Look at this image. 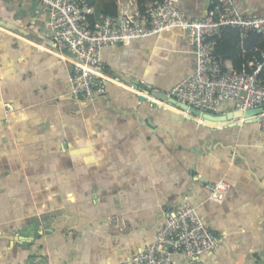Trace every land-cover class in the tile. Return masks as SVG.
I'll list each match as a JSON object with an SVG mask.
<instances>
[{"label": "crops", "instance_id": "0c3cea01", "mask_svg": "<svg viewBox=\"0 0 264 264\" xmlns=\"http://www.w3.org/2000/svg\"><path fill=\"white\" fill-rule=\"evenodd\" d=\"M124 1L143 12L153 0ZM176 1L190 18L212 6ZM234 1L243 15L264 16V0ZM86 2L93 26L119 11L118 0ZM50 20L36 0H0V264L127 260L155 241L166 212L186 196L220 244L179 264H264L258 115L238 116L234 101L206 115L162 109L130 88L144 81L140 88L162 99L157 91L168 94L191 75L189 33L172 28L105 47L106 92L78 101L69 94L73 56L53 49ZM261 50L263 36L228 30L217 52L241 70ZM220 181L229 185L223 202L207 187Z\"/></svg>", "mask_w": 264, "mask_h": 264}, {"label": "built area", "instance_id": "2783aa9c", "mask_svg": "<svg viewBox=\"0 0 264 264\" xmlns=\"http://www.w3.org/2000/svg\"><path fill=\"white\" fill-rule=\"evenodd\" d=\"M36 2L50 14L49 39L53 49L73 56L69 94L74 99L81 101L106 92L109 78L104 72L105 47L129 45L136 39L180 28L189 33L197 62L191 75L167 95L208 113L217 112L225 101H234L236 109L243 112L262 108L257 117L264 126V77L260 76L264 50L253 56L252 71L245 67L228 68L217 52L224 29H236L242 36L254 32L264 36V16L243 15L234 0H211V9L204 18L188 17L178 8L176 0H153L143 12H134L130 3L118 0V13L103 15L93 26L88 19L92 9L86 0ZM144 83L130 85L141 101L149 98L151 105L162 109L173 106L167 100L149 96L140 88ZM207 187L211 199L217 202H223L229 191V185L223 181ZM188 200L186 196L183 205L166 212L153 243L133 257L113 264H179V256L193 258L215 250L220 238Z\"/></svg>", "mask_w": 264, "mask_h": 264}, {"label": "water", "instance_id": "95a60500", "mask_svg": "<svg viewBox=\"0 0 264 264\" xmlns=\"http://www.w3.org/2000/svg\"><path fill=\"white\" fill-rule=\"evenodd\" d=\"M156 94L159 95L163 100L165 99L172 104H175V105H177V106H179L185 110L191 111L192 113L200 114V115L205 114V113H203V111L201 109H197L195 107L189 106L186 103L180 102L177 99H175L174 97H169L167 94H165L161 91H157ZM262 110H263L262 108L250 109L246 112H243L241 110H237L235 114H237L238 116L252 117V116L258 115L260 112H262ZM207 116L212 117L211 115H207Z\"/></svg>", "mask_w": 264, "mask_h": 264}, {"label": "trees", "instance_id": "16d2710c", "mask_svg": "<svg viewBox=\"0 0 264 264\" xmlns=\"http://www.w3.org/2000/svg\"><path fill=\"white\" fill-rule=\"evenodd\" d=\"M115 14H117L116 11L111 12V15H115ZM228 30L235 31V32H237V33L241 36L240 32H239L238 30H236V29H233V28L224 29L223 32H222V35H221V37H220V39H219V44H220V41H221V39H222V36H223L224 32H225V31H228ZM251 34H259V33L254 32V33H251ZM251 34H250V35H251ZM259 35L263 36L262 34H259ZM248 36H249V35H248ZM263 37H264V36H263ZM218 46H219V45H218ZM217 49H218V48H217ZM252 58H253V57H252ZM242 68H244V67H242ZM242 68H241V69H242ZM247 70L251 71L252 68H251V69L247 68ZM260 76H261V77H264V68H263L262 71L260 72Z\"/></svg>", "mask_w": 264, "mask_h": 264}]
</instances>
